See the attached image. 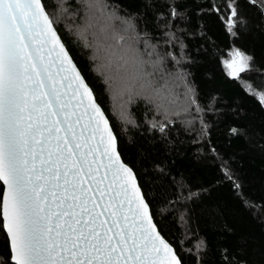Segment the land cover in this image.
<instances>
[{
  "label": "snow or ice",
  "instance_id": "1",
  "mask_svg": "<svg viewBox=\"0 0 264 264\" xmlns=\"http://www.w3.org/2000/svg\"><path fill=\"white\" fill-rule=\"evenodd\" d=\"M79 2L85 13L78 36L92 50L121 120L135 123L127 109L137 100L166 121L180 115L169 108L180 96L197 104L186 83L185 92L173 93L164 56L130 19L106 0ZM66 3L53 0L61 15ZM228 8L231 32L237 10ZM231 55L225 66L239 78L251 58L239 50ZM258 98L264 104V94ZM152 127L166 130L161 121ZM0 184L11 264H182L157 230L117 136L43 0H0Z\"/></svg>",
  "mask_w": 264,
  "mask_h": 264
},
{
  "label": "trees",
  "instance_id": "2",
  "mask_svg": "<svg viewBox=\"0 0 264 264\" xmlns=\"http://www.w3.org/2000/svg\"><path fill=\"white\" fill-rule=\"evenodd\" d=\"M43 2L51 15L57 12L53 0ZM106 2L157 46L173 93L185 92L186 83L197 101L190 105L180 96L169 105L180 115L166 121L137 100L127 109L135 123L124 122L92 50L75 36L83 23L75 0L65 5L70 15L54 20L117 136L121 159L136 175L158 231L182 264H264V104L258 98L264 94V0ZM229 3L237 10L231 32ZM234 50L251 58L250 70L239 78L225 66ZM170 72L185 80L169 77ZM153 121L164 122L166 130L154 129ZM10 258L0 217V264H11Z\"/></svg>",
  "mask_w": 264,
  "mask_h": 264
},
{
  "label": "rangeland",
  "instance_id": "3",
  "mask_svg": "<svg viewBox=\"0 0 264 264\" xmlns=\"http://www.w3.org/2000/svg\"><path fill=\"white\" fill-rule=\"evenodd\" d=\"M68 1V0H67ZM75 2L78 4V8L79 9H81V16L84 18V13H85V9H84V7L82 6V4L79 2V0H75ZM57 10V12H54V13H52V16H53V19L56 21V22H60L59 20L62 18V15L60 14V12H59V9L57 8L56 9ZM67 15H70L68 12H67ZM73 16V15H72ZM74 33H75V36L76 37H78L79 38V36H78V33H77V29H74ZM80 39V38H79ZM81 40V39H80ZM81 42H82V44L84 45V43H83V41L81 40ZM85 46V45H84ZM232 59H233V57H232V55L230 56V58H229V60L226 62V63H230V62H232ZM95 66H96V68H97V62H96V64H95ZM228 69V68H227ZM97 71H98V69H97ZM99 72V71H98ZM228 72H230V70L228 69ZM104 79V78H103ZM111 92V98L113 99V100H115V101H113V106H114V109H115V112H116V114L119 116V109H118V107H117V104H118V101L116 100V99H114L113 98V92H112V90L111 89H109ZM120 117V116H119Z\"/></svg>",
  "mask_w": 264,
  "mask_h": 264
},
{
  "label": "water",
  "instance_id": "4",
  "mask_svg": "<svg viewBox=\"0 0 264 264\" xmlns=\"http://www.w3.org/2000/svg\"><path fill=\"white\" fill-rule=\"evenodd\" d=\"M62 42V41H61ZM63 43V42H62ZM66 49V48H65ZM67 51V50H66ZM68 52V51H67ZM69 54V53H68ZM69 57L71 58V56L69 55ZM72 59V58H71ZM73 61V60H72ZM74 63V62H73ZM75 64V63H74ZM76 66V65H75ZM77 68V67H76ZM78 70V69H77ZM79 71V70H78ZM81 74V73H80ZM81 77H82V75H81ZM82 79H84L83 77H82ZM85 81V80H84ZM86 83V82H85ZM87 84V83H86ZM95 98V97H94ZM107 118V117H106ZM2 218V217H1ZM2 224H3V220H2ZM158 230V229H157ZM5 232V231H4ZM5 234H6V232H5ZM6 236H7V234H6ZM7 239H8V237H7ZM8 242H9V239H8ZM167 242V241H166ZM170 245V244H169ZM171 246V245H170ZM9 247H10V242H9ZM10 252H11V250H10Z\"/></svg>",
  "mask_w": 264,
  "mask_h": 264
}]
</instances>
